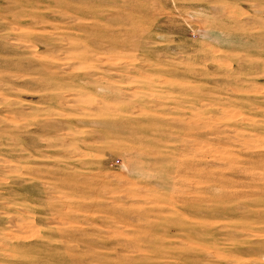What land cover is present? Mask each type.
Wrapping results in <instances>:
<instances>
[{
	"label": "rangeland",
	"instance_id": "rangeland-1",
	"mask_svg": "<svg viewBox=\"0 0 264 264\" xmlns=\"http://www.w3.org/2000/svg\"><path fill=\"white\" fill-rule=\"evenodd\" d=\"M0 264H264V0H0Z\"/></svg>",
	"mask_w": 264,
	"mask_h": 264
}]
</instances>
